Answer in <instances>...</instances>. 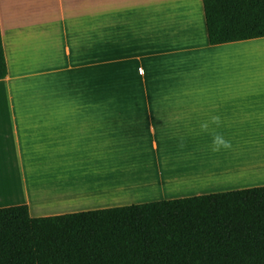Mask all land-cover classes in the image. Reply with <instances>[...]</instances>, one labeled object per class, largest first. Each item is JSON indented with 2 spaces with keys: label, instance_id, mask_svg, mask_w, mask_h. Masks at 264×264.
Segmentation results:
<instances>
[{
  "label": "crops",
  "instance_id": "crops-1",
  "mask_svg": "<svg viewBox=\"0 0 264 264\" xmlns=\"http://www.w3.org/2000/svg\"><path fill=\"white\" fill-rule=\"evenodd\" d=\"M191 2L0 0V208L39 218L264 186V37L212 45ZM91 52L109 58L108 110L86 108Z\"/></svg>",
  "mask_w": 264,
  "mask_h": 264
},
{
  "label": "trees",
  "instance_id": "trees-1",
  "mask_svg": "<svg viewBox=\"0 0 264 264\" xmlns=\"http://www.w3.org/2000/svg\"><path fill=\"white\" fill-rule=\"evenodd\" d=\"M203 4L210 44L264 37V0ZM0 264H264V186L39 218L0 208Z\"/></svg>",
  "mask_w": 264,
  "mask_h": 264
},
{
  "label": "rangeland",
  "instance_id": "rangeland-1",
  "mask_svg": "<svg viewBox=\"0 0 264 264\" xmlns=\"http://www.w3.org/2000/svg\"><path fill=\"white\" fill-rule=\"evenodd\" d=\"M192 5H194L193 0ZM92 50V46H91ZM101 60V61H100ZM94 60L93 52L86 55L87 90L86 108L110 109L109 58L102 56ZM101 62V63H100ZM96 64V74L93 69Z\"/></svg>",
  "mask_w": 264,
  "mask_h": 264
},
{
  "label": "clouds",
  "instance_id": "clouds-1",
  "mask_svg": "<svg viewBox=\"0 0 264 264\" xmlns=\"http://www.w3.org/2000/svg\"><path fill=\"white\" fill-rule=\"evenodd\" d=\"M224 143H225V146H227L226 142H224Z\"/></svg>",
  "mask_w": 264,
  "mask_h": 264
}]
</instances>
